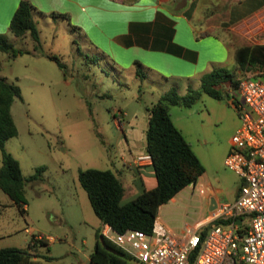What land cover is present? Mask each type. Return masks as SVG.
<instances>
[{
  "label": "rangeland",
  "instance_id": "374dc122",
  "mask_svg": "<svg viewBox=\"0 0 264 264\" xmlns=\"http://www.w3.org/2000/svg\"><path fill=\"white\" fill-rule=\"evenodd\" d=\"M208 1L201 0L199 16L207 12ZM222 1L226 11L216 22L223 21L230 56L210 68L233 73L239 81L246 72L237 69V50L264 45V0ZM44 14L48 17L36 23L40 47L29 36L11 42L25 54L9 59L0 52L4 72L22 91V100H16L13 108L18 136L7 141L5 149L20 163L26 178L39 168L45 170L42 182L26 188L25 215L0 189V246L12 245L39 255L42 264H91L96 232L103 231L104 225L79 182V172L110 170L120 174L124 187L134 185L136 172L127 162L147 143V109L170 89L184 99L196 96L188 106H171L170 113L204 165L203 180L208 188L226 195L227 189L240 186L241 179L224 165L230 141L241 126L238 107L244 105L230 83L219 86L220 96L213 98L202 92L199 76L192 84L179 77H171L169 82L147 73L138 77L90 53L65 20ZM43 53L57 58L66 74L56 61L41 56ZM134 161L132 166L138 167ZM151 181L148 177L145 186ZM130 199L126 194L123 203ZM188 199L179 206L192 223L200 218V207L205 209V205L197 195ZM204 209L202 218L208 214ZM25 229H31L33 235H27Z\"/></svg>",
  "mask_w": 264,
  "mask_h": 264
},
{
  "label": "crops",
  "instance_id": "0c3cea01",
  "mask_svg": "<svg viewBox=\"0 0 264 264\" xmlns=\"http://www.w3.org/2000/svg\"><path fill=\"white\" fill-rule=\"evenodd\" d=\"M21 1L0 0V35H7L14 44L18 38L11 36L9 29ZM28 1L36 9L34 14L36 23L39 18L48 17L44 13L69 15L71 24L80 30L77 33L83 38L85 49L105 58L113 67L131 71L135 75L137 74L135 63H139L140 71L144 76L146 73L147 75L152 74L165 82H169L171 77H179L185 79L187 84H192L195 76L202 79L211 73V64L220 65L230 56V46L223 21L221 20L222 23L216 22L218 16L226 11V4L222 0H209L207 5L209 8L203 16H199L201 0ZM0 75L9 82H13L4 72V66ZM169 91L164 92L160 97L162 98ZM14 105L15 103L12 106V115ZM146 146L147 143L141 152L132 154V160L127 162L128 168L136 172L133 176L134 185L124 187L120 174H116L123 184L124 197L128 194L131 198L130 202L143 191L155 189L158 184L152 162H147L142 167L132 166L137 157L147 154ZM192 149L195 152L193 146ZM230 150L231 141L228 154ZM205 175L206 170L196 185L187 187L159 209V219L177 237H183L188 228L200 234L208 231L214 223L211 218L212 214L218 211L223 204L236 201L239 196L242 180L240 186L234 190L227 189L226 195H222V191H212L208 188V183L203 180ZM148 177L152 181L150 185L147 183L145 186ZM201 188L206 189L205 194L200 193ZM185 194H188V197ZM194 195L200 197L205 209L202 205L200 218L188 223L179 205ZM23 209L26 214L27 206ZM203 209L208 210V214L202 218ZM24 232L28 235L26 229ZM31 233L29 235H33L32 230ZM5 248L18 247L0 246V250ZM38 259L39 255H34V260L39 262Z\"/></svg>",
  "mask_w": 264,
  "mask_h": 264
},
{
  "label": "trees",
  "instance_id": "16d2710c",
  "mask_svg": "<svg viewBox=\"0 0 264 264\" xmlns=\"http://www.w3.org/2000/svg\"><path fill=\"white\" fill-rule=\"evenodd\" d=\"M35 7L28 0H22L10 25L9 33L24 39L31 37L41 46L40 33L34 19ZM52 19L65 20L75 32L80 30L71 24L69 15L51 13ZM0 52L14 59L26 53L11 43L7 35H0ZM28 54V53H27ZM56 61L59 68L66 74V67L61 62L45 53L41 56ZM237 69L247 73L264 68V45L245 46L236 52ZM105 59V58H104ZM137 76L142 77L139 63ZM3 64L0 61V72ZM202 92L219 98V86L230 83L236 90L239 81H235L233 73L215 68L202 78ZM201 92V93H202ZM200 95V93H198ZM196 96L181 98L177 90L164 94L159 102L147 109L148 129L146 153L152 157V165L157 178V187L143 191L133 201L123 204L124 187L118 176L110 170L88 169L79 172V182L86 191L90 204L102 222L113 230L124 233L128 230H138L151 233L155 219L158 217L161 206L167 204L187 187L196 185L204 175L205 167L195 154L191 144L172 121L171 106H188ZM16 100H22V91L15 82H9L0 75V150L2 152V167L0 168V189L14 202L22 215H25L24 206L27 186L42 182L43 168L25 177L20 163L6 151L7 141L18 136V129L12 115V106ZM1 213V212H0ZM222 224L214 222L213 226ZM206 232L201 235L204 238ZM97 243L91 255L92 264H138L117 246L107 240L101 233L96 232ZM46 244L44 240L39 241ZM31 246V245H30ZM199 254L196 250L191 257L194 264ZM37 258V257H36ZM0 264H40L28 251L18 248L0 250Z\"/></svg>",
  "mask_w": 264,
  "mask_h": 264
},
{
  "label": "built area",
  "instance_id": "2783aa9c",
  "mask_svg": "<svg viewBox=\"0 0 264 264\" xmlns=\"http://www.w3.org/2000/svg\"><path fill=\"white\" fill-rule=\"evenodd\" d=\"M237 91L244 101L238 107L241 126L224 164L242 180L238 198L212 214L213 222L222 224L211 227L204 238L191 228L177 237L159 217L149 234L119 233L105 225L102 235L136 263L191 264L199 249L194 264H264V68L239 79ZM147 162H152L149 154L137 157L134 164L142 167ZM26 232L32 234L31 229Z\"/></svg>",
  "mask_w": 264,
  "mask_h": 264
},
{
  "label": "water",
  "instance_id": "95a60500",
  "mask_svg": "<svg viewBox=\"0 0 264 264\" xmlns=\"http://www.w3.org/2000/svg\"><path fill=\"white\" fill-rule=\"evenodd\" d=\"M240 223V222H239Z\"/></svg>",
  "mask_w": 264,
  "mask_h": 264
}]
</instances>
